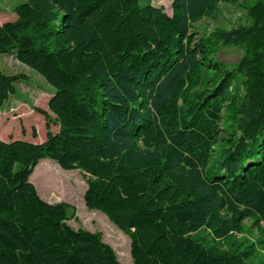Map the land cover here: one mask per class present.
<instances>
[{
	"label": "trees",
	"instance_id": "trees-1",
	"mask_svg": "<svg viewBox=\"0 0 264 264\" xmlns=\"http://www.w3.org/2000/svg\"><path fill=\"white\" fill-rule=\"evenodd\" d=\"M223 6L248 22L199 27ZM15 12L0 55L55 88L54 117L35 107L43 142L0 139V264H264V0H172V14L153 0H25ZM221 46L242 49L233 67L215 59ZM27 79L0 69V106ZM45 158L83 173L86 206L130 236L131 263L69 223L74 205L41 197L30 177Z\"/></svg>",
	"mask_w": 264,
	"mask_h": 264
},
{
	"label": "rangeland",
	"instance_id": "rangeland-1",
	"mask_svg": "<svg viewBox=\"0 0 264 264\" xmlns=\"http://www.w3.org/2000/svg\"><path fill=\"white\" fill-rule=\"evenodd\" d=\"M23 2L25 0H0V24L16 20L15 8ZM153 3L156 6L164 7L167 13L172 14V0H153ZM221 10L222 16L219 23L206 21L199 24V27L201 29L207 25L211 28L216 25L230 27L239 22H248L247 13L243 9L223 6ZM242 54L241 48L221 46L215 59L225 67L231 68ZM0 69L5 74L23 73L28 76L27 80L16 82V93L12 94L0 106V139L5 141L27 140L37 143L46 140L47 120L42 114L35 111V107L49 111L53 118L48 103L55 93V88L47 83L41 74L19 62L12 54L0 55ZM33 128L37 130L36 137L33 135ZM51 130L57 131L58 125L51 123ZM61 174L63 183L59 179ZM51 177L52 179H50ZM30 181L35 184L43 199L49 202L67 201L76 207L75 216H72L69 221L74 228L81 227L93 232H101L104 241L115 249L121 262H132L130 236L117 228L105 214L98 210H91L86 206L84 194L88 185L86 177L80 170H64L54 160L45 158L35 167ZM246 224L249 227L248 221ZM251 235L256 236L254 229H252Z\"/></svg>",
	"mask_w": 264,
	"mask_h": 264
},
{
	"label": "bare ground",
	"instance_id": "bare-ground-1",
	"mask_svg": "<svg viewBox=\"0 0 264 264\" xmlns=\"http://www.w3.org/2000/svg\"><path fill=\"white\" fill-rule=\"evenodd\" d=\"M56 170V169H55ZM49 171V170H48ZM52 172H54V171H52ZM59 172V171H58ZM69 173V172H68ZM58 175H59V173H58ZM40 178V177H39ZM45 178V177H44ZM58 178V177H57ZM56 178V179H57ZM49 179V178H48ZM50 179H52V177L50 178ZM59 179L61 180V182L63 181L62 179H63V177H62V174L59 176ZM72 181V180H71ZM63 183V182H62ZM51 185V184H50ZM59 186V185H58ZM62 191V190H61ZM60 191V192H61ZM59 192V191H58ZM76 195V194H75Z\"/></svg>",
	"mask_w": 264,
	"mask_h": 264
},
{
	"label": "water",
	"instance_id": "water-1",
	"mask_svg": "<svg viewBox=\"0 0 264 264\" xmlns=\"http://www.w3.org/2000/svg\"><path fill=\"white\" fill-rule=\"evenodd\" d=\"M61 201H50V203H53V204H56V203H59Z\"/></svg>",
	"mask_w": 264,
	"mask_h": 264
},
{
	"label": "crops",
	"instance_id": "crops-1",
	"mask_svg": "<svg viewBox=\"0 0 264 264\" xmlns=\"http://www.w3.org/2000/svg\"><path fill=\"white\" fill-rule=\"evenodd\" d=\"M9 21H13V20H9ZM6 22V21H5ZM4 23V22H3ZM2 24V23H1ZM54 132V131H53ZM56 132V131H55ZM11 138V137H10ZM13 139V138H12ZM44 140H42V142H43ZM67 202V201H66Z\"/></svg>",
	"mask_w": 264,
	"mask_h": 264
}]
</instances>
